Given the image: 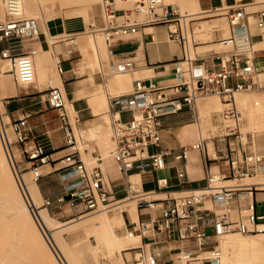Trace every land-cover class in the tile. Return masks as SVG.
I'll return each instance as SVG.
<instances>
[{"label": "built area", "instance_id": "built-area-1", "mask_svg": "<svg viewBox=\"0 0 264 264\" xmlns=\"http://www.w3.org/2000/svg\"><path fill=\"white\" fill-rule=\"evenodd\" d=\"M114 1H100L105 21L98 29L108 45L113 40L137 32L142 26L164 25L167 38L176 42L182 50L181 57L176 58L173 64L177 78L175 82L168 86H154L151 81L146 85V79L136 78L129 92L109 94L106 98V113L114 140L110 156L127 184L123 198L134 199L140 209L157 210L155 214L146 212L145 218L126 227V231L135 228L139 240L123 250L124 263L214 264L220 255L216 245L219 236L230 232H264V214L254 212V204L250 199L258 187L241 182L244 178L264 173V154L250 151L242 158H234L228 153L235 150V147L227 141L228 153L223 155L219 149L218 156L214 155V159L224 161L225 172L210 173L206 169L202 188L168 192L161 197L156 196L154 191L133 189L128 176L134 168L142 171L146 166L153 172L162 171L166 167L167 156L185 163L192 150L200 151L207 159L202 136H198L194 143L178 149L160 147L165 111L177 113L187 109L198 121L196 103L202 96L216 95L221 98L223 104L216 115L221 126L218 135L225 140L232 138L238 144H244L242 118L234 94L251 90L254 84L252 76L258 71L247 31L248 4L234 0L231 5L207 10L218 11L208 15L225 16L230 28V34L219 40L220 44L230 47L227 66L221 65V69L215 71L197 63L194 55L189 56V46L196 43L188 25L195 20L191 16L193 14L181 13L178 5L164 0H142V5L133 8H118ZM2 3L4 17L0 21V58L7 63L8 72L16 84L31 85L35 83L30 57L34 51L25 50L22 42L39 33L38 23L33 18H22L20 0H3ZM254 14L255 25L262 30L264 8L256 10ZM74 36L68 34L64 37L72 42ZM60 63L59 59H55L57 73L63 72ZM134 68L135 64L131 60L110 61L106 71L99 67V73L105 78L114 73L131 72ZM44 96L49 107L57 112L61 126L67 127L65 146L60 153L47 151L45 145L32 136L26 116L4 120L0 111V141L16 179L20 181L22 161L36 182L43 176L40 170L42 165L59 160L61 165L53 170L60 171L63 184L56 202L65 200L73 206H79L86 213L107 209L120 199L110 198L111 192L101 167L86 161L77 148L76 136L64 106V93L59 87L48 85ZM176 175L182 179L184 173L177 171ZM155 184L157 190L166 189L169 180L166 176H159L155 178ZM66 195H69L68 199ZM234 198L242 203L246 198L248 201L241 208L235 209L231 216L233 209L230 203ZM205 200L210 202V207L202 205ZM50 203L49 199H44L45 205ZM188 240L193 242L187 243Z\"/></svg>", "mask_w": 264, "mask_h": 264}, {"label": "crops", "instance_id": "crops-1", "mask_svg": "<svg viewBox=\"0 0 264 264\" xmlns=\"http://www.w3.org/2000/svg\"><path fill=\"white\" fill-rule=\"evenodd\" d=\"M241 1L248 4L247 8H253L252 10H247L246 8L248 12L247 31L250 35V41L254 49V62L258 71L252 76L254 82L253 88L251 90L234 94V100L235 104L237 101L239 105L246 109L244 111L245 119H242L243 125L245 127L250 126L254 130L256 128L257 132H246V140H244L243 136V145L238 144V142L232 138L225 140L218 134L211 135L209 133L207 137H204L207 159L200 151L192 150L185 163L174 159L172 156H167L166 167L162 171L153 172L149 169V166H146L142 171H138V169L134 168L129 172L128 180L132 184V177L137 176L138 190L154 191L157 193L156 196L161 197L168 192H185L202 188L205 184L206 169H209L210 173L225 172L226 166L224 165V161L222 159H214V155L218 156L217 150L219 149L222 150L223 155L228 153L226 148L227 141H230L235 147V150L228 153L234 158H242L246 152L250 151L264 154V28L262 30L258 29L254 21V12L264 8V0ZM180 2L184 3L185 0H180ZM196 2L198 8L190 6L185 8L186 12H180L184 14L199 15L201 19L208 15L207 10L215 7L231 5L234 0H211L209 3H202L201 0H196ZM221 16L222 17L201 20L200 22L204 25L205 32L200 33V36L202 37L206 35L207 38L192 45L197 63H202L205 68L215 71H219L221 65L227 66V59L230 52V47L219 43V40L230 34L227 20L225 16ZM76 17L79 16L60 15L47 20V33L51 36L60 34L76 35L79 33L77 31L79 28H85L86 30V28L90 29L91 26L95 27L96 25H99L101 27L103 24V22H100L98 19L95 20V24H86L83 18L81 21H74L73 19ZM223 17L225 18L226 24L222 21ZM213 21H217L220 26H213ZM50 22L54 23V31H51ZM38 29L39 33L30 40V46H33L32 49L36 52L33 54L34 61L39 68L40 66L42 67L41 69L52 65V74H48L44 79L37 78V80L35 79V83L28 86L18 85L13 81L17 88V92L1 99V103L5 108V116H7L8 120L15 119L21 115L26 116L28 128L32 136L39 142L43 143L47 151H49L48 149L53 150L59 147L64 148L67 127L61 126L57 112L54 109L49 107L51 110L50 112H43V108L38 105L41 101L46 102L44 94H39L44 92L48 85L54 83L59 86L64 92L66 102L72 106L71 109L73 113H71L67 107L65 109L69 123V114L74 116V120L70 125L71 127L73 125L72 128L78 133V136L76 137L77 148L80 150L81 147V155L85 160L96 159V163L99 164V167L101 166L104 178L108 184V190L111 192L110 198L121 199L126 194L127 184L118 170L115 169L114 163L109 157V153L108 155H102L100 153L102 149L99 147L100 145L98 142L105 133L103 131L108 130L111 132L108 129L107 124L108 116L104 111L108 90L115 93L125 92L130 86H132V81L137 78L136 72L140 73V71L142 72L145 68H151L153 70V75H155L153 80L151 77H143L146 81H151V83L154 81V83H157L158 74L165 73L166 78L164 79L163 84L157 86L170 85L177 79L173 71V64L176 58L181 57V47L173 40L167 38L166 26L164 25L142 26L135 33L113 40L110 45H107L108 54L106 55V58L108 63L110 61L131 60L135 64L134 70L128 74V85L126 88H121L115 83V75H108L105 78L101 77L99 67L102 71H106V67L102 65L100 58L96 59L98 62L97 70H92L95 60L93 56H91L87 50H84L79 42L76 41L77 37L75 38V42H70V40L63 42L67 39H57L51 42L48 56L43 57L41 55V50H48V39L45 31H43L40 26ZM85 30L81 32H84ZM217 45H222L224 48H216ZM113 47H119V49L114 50ZM197 48H200L201 50L198 51L196 50ZM55 56L61 62L60 65L63 69L62 73H57L55 70ZM38 58L42 59V61ZM45 82H47L48 85L43 84ZM40 96H44V98H40ZM5 98H7V100ZM255 98L258 99L257 103H254V100H256ZM219 99L220 105L223 104L221 98ZM11 104L14 105L12 109L9 108V105ZM46 104L48 103L46 102ZM95 104L102 105L97 107ZM252 104H263L257 120L252 117V114L256 113L255 107L252 106ZM48 106L49 105H47V107ZM240 113L242 118V112ZM50 115H56V118H54L52 122H49L48 120ZM215 119H217V117ZM206 120H208V118ZM198 121L195 120L191 112L187 109H182L177 113H170L166 110L164 113V125L160 134V147L173 150L194 143L197 139L188 134L187 128ZM258 127L260 129H258ZM209 142H211L212 145L213 155H210L212 152H210L209 149L211 148ZM49 144H51V147H47ZM55 152L60 153L61 151L58 150ZM177 171H183L184 176L182 179L176 175ZM159 176H166L168 178V188L157 190L155 178ZM58 177H60V172L58 173ZM182 180H185V182L181 183ZM255 182L259 183L260 181ZM260 183H262V185L264 184V182ZM62 184L63 182L61 183L58 192H55L52 195L46 193V189L42 186V183H40L39 186L37 185L40 197L50 200V205H47L49 208L52 206L57 208L56 199L62 192ZM262 185H259V187L253 191L250 198L253 201V210L256 214H264V185ZM246 201H248V198H246L243 203L240 202L239 199L234 198L230 203L234 210H231V213L233 211L234 215V212L236 211L235 209L241 208ZM202 205L204 207L211 206L208 200H205ZM136 207V220L131 219L128 212L125 210L121 211L125 228L137 220L145 218L146 212L151 214L157 213V210H150L147 208L140 209L138 206ZM218 209H221V207ZM233 215L231 214V216Z\"/></svg>", "mask_w": 264, "mask_h": 264}, {"label": "bare ground", "instance_id": "bare-ground-1", "mask_svg": "<svg viewBox=\"0 0 264 264\" xmlns=\"http://www.w3.org/2000/svg\"><path fill=\"white\" fill-rule=\"evenodd\" d=\"M2 1L1 4L3 5ZM114 2L116 7L118 8H129L132 5L140 6L144 3L142 0H115ZM56 5L59 6L58 8H60V6L75 7V9L70 11L71 13H69V15L81 16L83 19H86L87 21L91 20L93 21L92 24H95L92 0H20V12L22 18H35L36 20H39L40 23L37 21L38 25H40V28L45 31L47 35V44L49 45V47L48 50H41V55L43 57L48 56L50 52L51 42L57 39L59 40L60 37L64 36V34L51 36L47 33L46 21L55 18L56 14L59 13V11H52L53 7H55ZM190 6L198 8L196 0H185V2L183 3V8L185 9ZM90 30L92 31H84L76 34V41H78L80 46L84 48V50H87L94 59H98L101 55L106 56L108 54V44L105 42L103 35L99 31V29H95L94 26L90 27ZM72 42H75V40H73ZM33 51L34 53H36L35 50ZM34 53H30L34 68V79H44L48 74H52L53 67L51 65L49 67H44L43 69H41V66L39 68L34 61ZM55 59L58 58L55 56L54 61ZM40 60L42 61V59ZM2 61L4 60L0 58V62ZM7 67L8 65L6 63V68ZM152 71L153 70L151 68H145L142 72L140 71V73L136 72L137 79L143 77H151L153 80V78H155V75H153ZM128 74L129 72H122L114 73L111 75H116L114 77L115 83L119 87L126 88L129 83ZM157 77L158 82L154 83V81H152L151 83L154 86L162 85L164 79L166 78V74L160 73ZM16 92L17 88L10 80V74L5 73V66L1 63L0 99L11 96ZM255 99L256 100H254V103H257L258 99ZM198 100H200V105L204 107V110L208 114H210L212 111L216 112L220 108L218 100L213 95L202 96ZM95 105L98 107L102 104ZM64 106L65 108L67 107L71 113H73L71 109L72 106L71 104L66 102V98ZM252 106L255 107L256 112L252 114V117L257 120L259 117L258 114H260L263 104H252ZM2 110L3 106L0 103V111ZM4 118H7V116H4L3 119ZM203 127L204 125L202 126L201 122L198 121L197 123L190 125L187 128V132L189 135L197 139L200 134L201 136H203ZM259 127L258 129H260ZM103 132H105L103 137L98 141L100 145L99 147L102 149H100V153L102 155H108L109 153V157L111 158L110 150L114 146V140L111 136V132H108V130H105ZM15 155L17 156L16 153ZM210 155H213V152ZM86 161L94 163L97 162L96 159H87ZM10 166L11 165H9L4 159L3 153L0 150V171L8 172L9 170L12 176V170ZM20 180L25 194L20 190V188H18L19 186L14 179L13 182L11 180V182L9 181V183L6 184L3 181V178L0 176V232L6 231L7 234L9 230V235L7 234L8 237H0V264H61L57 256L58 253L56 254V250H54L55 248L48 241L46 242V239L43 235L45 233L49 236V238L50 236L54 237L53 235L55 234V232H57L55 231V229L59 227L53 226L51 218L46 212L45 208H38L41 197L38 191L37 184L33 181L32 183H27L22 174L20 175ZM243 184H255L257 187H259V185H262V183L260 182H243ZM131 187L138 190L139 186L137 176H133ZM113 204H118L117 206L119 207L120 212L125 210L126 212H128L131 219L136 220L137 207L134 199L123 198ZM82 217L83 216H80L79 218ZM80 222H84L82 226L83 228H86L85 235L74 241L72 243V247H65L62 245L60 246L63 253L61 251L59 253H61V255L64 254L63 257L67 264H116L117 261L118 264H121L120 251L122 250V248L124 246L126 247L127 245H130L133 242L136 243L138 239V234L135 228L128 229L126 233H119L118 227L124 224L123 217L120 214H99L94 217L80 219L79 222H76L75 224ZM238 234L239 233H237V235L226 234L224 236L222 235L219 238L217 247L220 250V255L214 264H264V245L258 247L254 245L256 242L254 238L245 237V235L243 234ZM51 240L53 241H51L53 245H55V247L57 248L54 242L55 239L52 238ZM186 242L191 243L193 241L188 240ZM86 255H88L89 258H87ZM204 255H206V253H204Z\"/></svg>", "mask_w": 264, "mask_h": 264}, {"label": "rangeland", "instance_id": "rangeland-1", "mask_svg": "<svg viewBox=\"0 0 264 264\" xmlns=\"http://www.w3.org/2000/svg\"><path fill=\"white\" fill-rule=\"evenodd\" d=\"M1 1L2 0H0V21L4 17V14H3L4 13L3 12V5L1 4ZM100 1L101 0H92V2H93V8H94L93 11H94V18H95V20L98 19L100 22H103L104 20H103L101 8H100ZM201 1H202V3H209L211 0H201ZM164 2H171L173 4H176V5L179 6V9H180L181 12H186V10L183 8V3H181L180 0H164ZM58 7L59 6L56 5L52 9V11L54 10L55 12H58L59 11V13H57L58 15L56 14V16H60V15H62V16H66V15L71 16V15H69V13H71L70 11H72L73 9H75V7H72V6H60V8H58ZM133 7L134 6L132 5L129 8H133ZM54 8H56V9H54ZM66 8H68V9H66ZM252 9L253 8H247V10H252ZM216 12H218V11L208 12V14H210V13H216ZM72 16H75V15H72ZM191 16L195 20L192 21V24H188V25L190 26L191 35L193 36V38H194V40L196 42H201V41H203V40H205L207 38L206 35H204L202 37L200 36V33H204L205 32L204 25L201 24V22H200L201 20L209 19V18L222 17L221 15H206L204 18H201L200 19L199 15H194L193 14ZM33 19H35V18H33ZM73 20L74 21H81L82 20V17L79 16V17L74 18ZM83 20L85 21L86 24L87 23H91L92 24V22H93L91 20H89V21H87L86 19H83ZM36 21H38L40 23L39 20H36ZM222 21L224 22V24H226L224 17L222 18ZM53 24H54L53 22H50L51 31H54L55 30ZM213 24H214L213 26H215V25L216 26H220L217 23V21H213ZM39 26L40 25H38V27ZM96 26H98V27H96ZM96 26H95V29L96 28H100L99 25H96ZM197 26H199V27H197ZM83 30H85V28H79V29H77L78 32H81ZM85 31H92V30L86 28ZM64 36H65V34H64ZM64 36L60 37L59 40H61V39L64 40L65 39ZM74 37L76 38L77 36L75 35ZM31 39H25V40H23L22 44L24 45V49L25 50L32 49L33 46H30V40ZM66 41H68V40H64L63 42H66ZM222 47H223L222 45H217L216 46V48H222ZM113 49L114 50H118L119 47L118 48L117 47H113ZM196 50L199 51L201 49L200 48H197ZM189 52H190V56L193 57L194 52H193V46H191V45L189 46ZM99 58H100V62L102 63V65H104L107 68L108 60H107L106 56L105 55H101V56H99ZM94 60H96V59H94ZM95 62H97V61H95ZM1 63L4 64V66H5V73H9L7 71L8 70V67L6 68V62L5 61H2V62H0V64ZM92 68H93L92 69L93 71H96L97 68H98V62L95 63ZM10 80L13 82L11 76H10ZM43 84L48 85L47 82H45ZM51 85L57 86L54 83L51 84ZM57 87H59V86H57ZM131 88H132V86H130L128 88V90H126L123 93L129 92L131 90ZM41 94L43 95L44 92H41L39 95H41ZM109 94L111 95V94H118V93H115V92H112V91L108 90V95ZM209 96H212V95H209ZM213 96L218 100V104L220 105V99H219V97L218 96H215V95H213ZM40 98H44V96H40ZM1 99H0V103H1ZM197 104H198V109H199V113H200L199 121L201 122V125L202 126L204 125V127L202 128L203 137H207L209 133L211 135L218 134L220 132V127L221 126H220V121L218 120V118L215 119L217 117L216 116L217 115V112L214 113L212 111L210 114H208L204 110V107L200 105V100H198V103ZM1 105H2V103H1ZM38 105L43 108V112H50L51 111L50 108H49V106L47 107L48 104H46L45 101H41L40 104H38ZM13 106L14 105L11 104V105H9V108L12 109ZM221 107H222V104L220 105V108ZM236 107H237V109L240 112H242V119H245V115H244V111L246 110L245 107L239 105V103L237 101H236ZM4 109L5 108L3 107V110L1 111V113L3 114V117L5 116ZM104 111L106 113V107H105V110ZM125 116L126 115H124L123 117H125ZM69 117H70V123L72 124V122L74 120L73 119L74 116H71L69 114ZM54 118H56V115H50L49 118H48L49 122H52ZM207 118H208V120H206ZM4 120H7V118H4ZM107 124H108V129L110 130V128H109V122H107ZM72 127H73V125H72ZM241 130L244 133V140H246V134H245L246 132H248V131L250 133L257 132V130L252 129L250 126L245 127L243 125V123L241 124ZM73 132H74L75 136L77 137L78 136L77 131L75 129H73ZM9 135L12 137V134H9ZM209 144H210V147H211V148H209L210 149V152H212L211 142H209ZM47 147H51V144L47 145ZM62 148L63 147H59V148H56V149H53V150L52 149H48V150L51 151V152H55V151L61 150ZM0 150L3 153L4 159L9 164V162H8V160H7V158H6L5 154H4V151H3V148H2V145H1V141H0ZM80 150H81V147H80ZM150 151H152V148H150ZM60 165H61V163L59 162V160H56L54 162H51L50 164H45L44 166H42L40 168V170H41L43 176L39 180H37L36 182L33 180L32 176H31V173L26 168V164H25L24 161H22L20 163V169H21V172L20 173L22 174V176H24V179H25V181L27 183H32V181H33L38 186H39L40 183H42V186H44L45 189H46V193L48 195H52L55 192H58V190L61 187L62 181H61L60 177H58V173L60 171L59 170H53L54 168H58ZM115 166L116 165H114V167ZM115 169L117 170V167ZM11 170H12V176L13 177L11 176V173L9 172V170H8V172L7 171H3V172L0 171V176L3 178V181L6 184L9 183V181L11 182V180L13 182V179H14L16 181V183L18 184V186H19V187L18 186L17 187L20 188V190L25 194V192L23 190V187L21 185V180L18 181V179H16L12 167H11ZM51 170H53V171H51ZM255 181L264 182V173L263 172H260L255 177H251V179L244 178V179L241 180V182H255ZM56 203H57V208H54V206H52V207L49 208L47 205L44 204V199L41 197L40 203L38 205V208L39 209L45 208L46 209V212L48 213V215L51 218V222H52L53 226L59 227V228H56L55 229V231H57L58 233L54 231L55 234L54 235L52 234L54 237H51L50 236V238H49V236L47 234H45V233L43 235H44V238L46 239V242L48 241L55 248L54 250H56L55 251L56 254L58 253L57 256H58L61 264H63V263L64 264H67V263H66V261H65V259L63 257L64 254L61 255V253H59L61 251V247L60 246L62 245V246H65V247H68V246L69 247H72V245H73L72 243L74 241H76L78 238L83 237L85 235V233H86V228H83V226H82L84 222H80V223L75 224L76 222H79L80 219H86V218L94 217L96 215L104 214V213L105 214L115 213V214L122 215V213L120 212L119 207L117 206L118 204H111L107 209H103V210H100V211H97V212L86 213V212L81 211V208L79 206H73V205L69 204L68 202H66L65 200L62 201V202H60V203H58V202H56ZM135 203H136V201H135ZM231 214L233 215V211H232ZM80 216H83V217L82 218H79ZM118 231H119L120 234L126 233V228L124 227V224L123 225H120L118 227ZM1 232H0V237L1 238L3 236H4L3 238H5V236L8 237L9 230L7 232L8 235L6 234V231H3L2 233ZM227 234H236L237 235V233H235V232H230V233H227ZM243 235H245V237L254 238L256 240V242H255L254 245H256L258 247L264 245V233H262V234H260V233H251V234H243ZM220 237L221 236H219L217 239L219 240ZM52 238L55 239L54 242H55L57 248L55 247V245H53V243H52L53 241L51 240ZM137 241H138V239H137ZM218 243L216 245H218ZM131 244H135V242H133ZM127 246H129V245H127ZM124 249H125V246L120 251V262H121V264H125L124 263L125 252L123 251ZM86 257L89 258L88 255H86ZM116 264H118V261L116 262Z\"/></svg>", "mask_w": 264, "mask_h": 264}, {"label": "water", "instance_id": "water-1", "mask_svg": "<svg viewBox=\"0 0 264 264\" xmlns=\"http://www.w3.org/2000/svg\"><path fill=\"white\" fill-rule=\"evenodd\" d=\"M145 84L148 85V81H145ZM65 198L68 199L69 195H66Z\"/></svg>", "mask_w": 264, "mask_h": 264}]
</instances>
